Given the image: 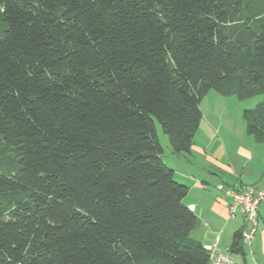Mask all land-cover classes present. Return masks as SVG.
I'll return each instance as SVG.
<instances>
[{"label":"trees","instance_id":"trees-1","mask_svg":"<svg viewBox=\"0 0 264 264\" xmlns=\"http://www.w3.org/2000/svg\"><path fill=\"white\" fill-rule=\"evenodd\" d=\"M211 91L264 96V0H0V264H209L156 122L190 154Z\"/></svg>","mask_w":264,"mask_h":264},{"label":"crops","instance_id":"crops-1","mask_svg":"<svg viewBox=\"0 0 264 264\" xmlns=\"http://www.w3.org/2000/svg\"><path fill=\"white\" fill-rule=\"evenodd\" d=\"M219 97H213L219 107L207 108L206 113L202 109L206 98L200 105L203 119L191 152L187 154L193 160H185L195 167L196 175H192L193 181L184 203L195 207L194 214L199 220L194 238L204 246H216L230 254L234 235L248 225L241 213L231 216L230 199L217 187L224 185L236 191L251 187L255 192L263 191L264 145L247 134L243 116L238 118L228 111L227 103L232 104L233 98ZM262 101V98L255 102L246 101L245 107L241 104L235 107L243 113ZM251 249L252 254L246 251V263L241 256L233 257L240 264H264V201L260 205L259 228Z\"/></svg>","mask_w":264,"mask_h":264},{"label":"built area","instance_id":"built-area-1","mask_svg":"<svg viewBox=\"0 0 264 264\" xmlns=\"http://www.w3.org/2000/svg\"><path fill=\"white\" fill-rule=\"evenodd\" d=\"M217 189L230 199L229 212L231 216L241 213L246 220L248 227L242 231V241L246 251L252 254V242L259 228V209L264 201V190L255 192L251 187L243 191H236L220 185ZM191 212H195V207H189ZM205 250L210 254L209 264H240L231 254L223 252L216 246H205Z\"/></svg>","mask_w":264,"mask_h":264},{"label":"rangeland","instance_id":"rangeland-1","mask_svg":"<svg viewBox=\"0 0 264 264\" xmlns=\"http://www.w3.org/2000/svg\"><path fill=\"white\" fill-rule=\"evenodd\" d=\"M214 96L219 97L220 95L217 94L214 91H211L210 95L208 94L205 98H206V102L204 103L202 109L203 111H207V108H213L215 109V107H219V104L216 102V100H214ZM220 98V97H219ZM224 99H226L225 97H223ZM233 99V103L229 104L227 103V105H229L228 111L230 112V114L232 115H237L238 118H241V116H243V113L241 112V110H237V108L235 107V105L237 104H241V107H245V103H239L238 101H236V99L234 97H232ZM262 100L264 99V96H258L256 98H253L251 100H248L247 102H255L256 100ZM224 106H226V103L223 104ZM223 107V106H221ZM253 108L255 106H252ZM250 110V109H247ZM244 112V110H243ZM156 129H157V133H158V137L160 140V144L163 148V154H162V159L164 161V163L171 168L174 173H175V181H177L178 183L187 186L188 188L190 187V185L192 184V175H196L195 174V167H193V165H191L190 162H187L185 160H193L191 158L188 157V155L186 153H182V154H176L172 151V148L170 146V142H169V137L167 135H165L163 133V130L160 126V124L158 122H156ZM190 189V188H189Z\"/></svg>","mask_w":264,"mask_h":264}]
</instances>
